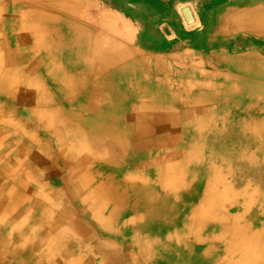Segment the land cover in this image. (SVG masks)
Here are the masks:
<instances>
[{
    "label": "rangeland",
    "instance_id": "obj_1",
    "mask_svg": "<svg viewBox=\"0 0 264 264\" xmlns=\"http://www.w3.org/2000/svg\"><path fill=\"white\" fill-rule=\"evenodd\" d=\"M55 1L50 15L124 51L98 76L128 95L74 103L88 92L35 43L45 1L0 0V177L22 159L25 192L0 183L25 194L44 264H264V0ZM134 106L174 127L113 156L82 117L104 110L127 131ZM30 243L0 256L31 264Z\"/></svg>",
    "mask_w": 264,
    "mask_h": 264
},
{
    "label": "bare ground",
    "instance_id": "obj_2",
    "mask_svg": "<svg viewBox=\"0 0 264 264\" xmlns=\"http://www.w3.org/2000/svg\"><path fill=\"white\" fill-rule=\"evenodd\" d=\"M40 1H45L43 5L47 6V8L44 9V15L39 16L40 20H38V30L40 32V37H37L35 43L42 49V53L50 55L53 63L65 66L64 68H60L62 71L61 73L65 71L67 72V77L66 80L63 79L64 81L67 82V79H69V82L75 85L73 88H79V90L82 88L83 91H87L88 93L84 96H77L76 98H73L74 93L67 87L64 88L59 85V82L63 80L61 78H57V75L54 76L53 74L49 77L50 79L47 77L48 85L52 84L55 91H58L60 94L64 93L65 98L66 96L72 97L74 103H80L81 105L87 104L88 97H96L98 94H101L102 90H108L109 95L115 99L127 97L128 94L124 93L120 89L121 84L118 75L112 76L113 81H111V76H98V74L102 71L107 72L112 67L121 65L122 62L125 61L124 51L112 44L110 46H103L96 38L83 31L81 28L70 24L68 21L58 19L54 15H50L53 13L48 11V9H54L52 7L56 6L55 0H52L53 2L50 0ZM64 9L69 12V8ZM27 19H30V14ZM257 32L259 31L257 30ZM83 61L90 66L86 64L81 66L80 64H83ZM53 63L52 65H54ZM96 65L102 67L101 69H98L99 72H95L96 69H93V66ZM52 69L55 70L56 68L54 67ZM85 71H89L88 75L85 74ZM94 73L97 74V77H95ZM100 78L102 79L98 83L99 88L92 89L91 87L89 90H85V87H88L92 81H96ZM129 85L131 88L134 87V84L132 83ZM245 90L246 93L249 94L250 89L246 88ZM124 110L129 112L130 108L125 106ZM158 110L164 113H170L168 108H165V110L162 111L161 106L158 107ZM90 111L89 117H82L86 121L85 125L97 132L100 145L109 152L112 151L110 154L116 157H119L118 155L125 157L129 153L128 150L131 149V145L133 144L135 146V144L131 141H135L141 150V148L147 143L145 140L147 135H154V137L157 135H165L169 129L174 127V124L167 120L149 124L146 123L144 119L140 118L141 112L140 107L138 106H134V108L131 109V111H133L132 116L135 121L128 125L127 131L122 130L121 120H107L104 118V114L107 113L106 111L100 109H91ZM82 118L80 120L84 122ZM138 127L144 128H139L140 132L136 134L134 129H137ZM139 134L143 135L139 136ZM138 147L135 146V148L139 149ZM7 258L10 257L2 254V256H0V261H4L5 263Z\"/></svg>",
    "mask_w": 264,
    "mask_h": 264
},
{
    "label": "crops",
    "instance_id": "obj_3",
    "mask_svg": "<svg viewBox=\"0 0 264 264\" xmlns=\"http://www.w3.org/2000/svg\"><path fill=\"white\" fill-rule=\"evenodd\" d=\"M14 167L19 169L17 170V174L13 173ZM5 169L6 171H3L4 175L0 178L11 177L15 185L25 192V161L22 159H17L15 163L11 161ZM26 207L25 194L14 191L13 181H11V187L5 185L4 182L0 183V244L4 245L1 250L5 251L8 248L12 249L11 247L14 248L19 245H25L26 248L30 241V245H32L33 248V259L31 260V264H40L39 262L41 260H43L44 264V262L48 261H45L44 256H38L35 250V244L33 243L34 240L36 242V238L33 239L32 236L27 238L25 235V213L29 212V208L28 211H25ZM14 216H16V218ZM75 236L77 237V235ZM6 262L7 264H16L13 258H7Z\"/></svg>",
    "mask_w": 264,
    "mask_h": 264
},
{
    "label": "water",
    "instance_id": "obj_4",
    "mask_svg": "<svg viewBox=\"0 0 264 264\" xmlns=\"http://www.w3.org/2000/svg\"><path fill=\"white\" fill-rule=\"evenodd\" d=\"M183 14H184V17H185V20L188 24H192L194 23V18H193V15L191 13V10L190 9H185L183 11Z\"/></svg>",
    "mask_w": 264,
    "mask_h": 264
}]
</instances>
